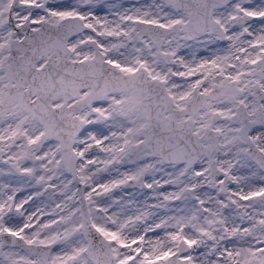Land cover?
Here are the masks:
<instances>
[{"label": "snow or ice", "instance_id": "6c2138e0", "mask_svg": "<svg viewBox=\"0 0 264 264\" xmlns=\"http://www.w3.org/2000/svg\"><path fill=\"white\" fill-rule=\"evenodd\" d=\"M0 264H264V0H0Z\"/></svg>", "mask_w": 264, "mask_h": 264}]
</instances>
